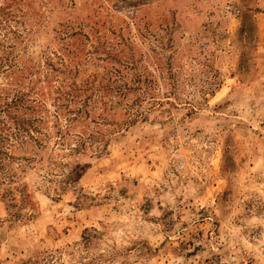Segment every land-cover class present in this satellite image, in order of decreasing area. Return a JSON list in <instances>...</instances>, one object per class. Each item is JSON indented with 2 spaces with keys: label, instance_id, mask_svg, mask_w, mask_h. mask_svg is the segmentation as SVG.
Wrapping results in <instances>:
<instances>
[{
  "label": "rangeland",
  "instance_id": "obj_1",
  "mask_svg": "<svg viewBox=\"0 0 264 264\" xmlns=\"http://www.w3.org/2000/svg\"><path fill=\"white\" fill-rule=\"evenodd\" d=\"M0 264H264V0H0Z\"/></svg>",
  "mask_w": 264,
  "mask_h": 264
}]
</instances>
